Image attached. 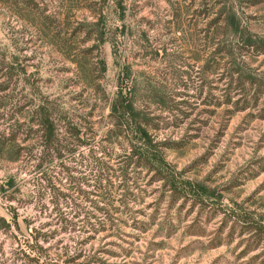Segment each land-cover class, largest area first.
Wrapping results in <instances>:
<instances>
[{"label":"rangeland","instance_id":"rangeland-1","mask_svg":"<svg viewBox=\"0 0 264 264\" xmlns=\"http://www.w3.org/2000/svg\"><path fill=\"white\" fill-rule=\"evenodd\" d=\"M257 88L264 0H0V264H22L17 239L37 264H245L247 236L226 235L264 221ZM118 93L147 162L127 159Z\"/></svg>","mask_w":264,"mask_h":264},{"label":"trees","instance_id":"trees-1","mask_svg":"<svg viewBox=\"0 0 264 264\" xmlns=\"http://www.w3.org/2000/svg\"><path fill=\"white\" fill-rule=\"evenodd\" d=\"M235 82L237 83V81H234V83ZM263 93V89L260 90L257 88L258 96ZM110 110L116 122L119 123V126H123L126 130L129 150L127 159L133 161L134 164H138V162L144 163L149 161L150 159H147L146 156V150L147 147H150V140L147 137L143 124L139 121L140 113L134 110L132 103L125 99V97H122L120 93L117 94ZM34 114L35 119L31 122H33V125L36 126L37 132L40 133L41 138L46 142L50 141L54 136L55 126L52 119H50L47 109L44 107V105H38L34 110ZM19 127V125L16 126V128ZM15 140L16 139L14 135H11L4 139V143H13ZM4 143L0 144L1 149ZM94 168H96L98 171L94 179V184L98 190L102 180L99 171L101 172L103 167H101L100 163H95ZM97 212L102 214V209H97ZM14 217L15 216L13 215V220ZM91 218L94 219V216L92 215L87 217L85 222ZM228 218V221L231 222V225L229 233L226 235L227 240H229L231 235L235 232H237L238 236H247L245 239L246 243L239 251L238 256L240 258H247L245 264H264V221L262 219L253 220L249 218ZM95 219L97 220L96 217ZM0 224L2 226V233H4V229L8 228V225L2 218H0ZM87 225L89 226L88 231L93 232L95 230L93 228L94 224L92 225V223L87 222ZM36 243L37 241L35 239L32 242H28L25 239H17L16 250L11 253L13 259L18 260L22 264H29L31 262L37 264L40 261L42 254L38 252L37 248L39 247L36 246ZM217 244L219 245V241Z\"/></svg>","mask_w":264,"mask_h":264}]
</instances>
